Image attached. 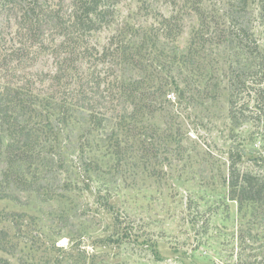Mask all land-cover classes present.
I'll return each mask as SVG.
<instances>
[{
    "label": "rangeland",
    "instance_id": "1",
    "mask_svg": "<svg viewBox=\"0 0 264 264\" xmlns=\"http://www.w3.org/2000/svg\"><path fill=\"white\" fill-rule=\"evenodd\" d=\"M232 1L119 0L114 23L83 45H62L58 35L44 51L11 33L0 42V79L14 93L75 49L73 72L97 77L113 109L105 126L81 121L61 132L55 160L62 156L66 169L43 180L52 199L0 198V230L15 245L0 249V261L264 264V202L234 199L229 187L232 152L242 170L264 175V126L235 127L228 115L222 35ZM249 6L264 47L257 0ZM37 82L28 93L42 92ZM5 168L2 159L0 178Z\"/></svg>",
    "mask_w": 264,
    "mask_h": 264
},
{
    "label": "trees",
    "instance_id": "2",
    "mask_svg": "<svg viewBox=\"0 0 264 264\" xmlns=\"http://www.w3.org/2000/svg\"><path fill=\"white\" fill-rule=\"evenodd\" d=\"M118 2L0 0V42H5V37L11 33L19 40L20 46H25V43L35 46L38 43L44 51L48 46L44 44L46 39H55L58 35L64 36L62 45H83L87 34L114 23ZM257 4L259 20L264 25V0H257ZM249 5L250 0L229 3L230 8L226 11L228 21L222 35L229 55L226 75L228 115L235 127L245 123L264 126V47L253 32ZM16 50L20 49L14 46L7 48L8 54L13 56L18 54ZM53 51L56 53V50ZM74 52L75 49L70 56L57 59L55 70L42 69L33 80L22 81V91L14 93L0 79V160L4 159L7 163V168L1 171L0 198L21 203L24 201L23 193H26L52 199L51 195L55 192L45 187L43 180L48 179L53 170L66 169V160L62 156L55 160L57 154L61 155V132L65 127L81 121L92 120L100 127L105 126L109 111L113 112L108 105L109 95L104 93L98 78L84 72L78 75L73 72L72 65L76 61ZM16 58L22 59L21 56ZM37 80L44 85L42 92L28 93ZM41 103L40 111L37 104ZM116 117L125 122L127 119L133 121L135 116L117 114ZM6 134L13 140L4 142V152L1 144ZM116 153L119 155V149ZM237 158L241 156H236L234 152L229 158L232 196L239 201L264 202V175L242 170ZM23 215L18 212L11 214L13 218ZM9 236L8 231L0 230V249L11 251L15 246H8ZM0 264L11 263L2 260Z\"/></svg>",
    "mask_w": 264,
    "mask_h": 264
}]
</instances>
